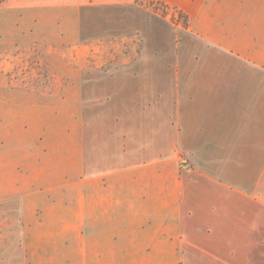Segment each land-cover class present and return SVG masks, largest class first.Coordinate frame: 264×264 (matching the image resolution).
<instances>
[{"label": "crops", "instance_id": "1", "mask_svg": "<svg viewBox=\"0 0 264 264\" xmlns=\"http://www.w3.org/2000/svg\"><path fill=\"white\" fill-rule=\"evenodd\" d=\"M144 1L218 80H134L150 96L82 98L69 132H0V264H264V0Z\"/></svg>", "mask_w": 264, "mask_h": 264}, {"label": "rangeland", "instance_id": "2", "mask_svg": "<svg viewBox=\"0 0 264 264\" xmlns=\"http://www.w3.org/2000/svg\"><path fill=\"white\" fill-rule=\"evenodd\" d=\"M30 2L0 0V132H16V142L22 132H32V140L38 132H69L82 98L150 96L146 87L129 88L134 80L141 86L218 80V73L197 70L202 59L183 55L186 20L164 5L140 0L79 9Z\"/></svg>", "mask_w": 264, "mask_h": 264}]
</instances>
